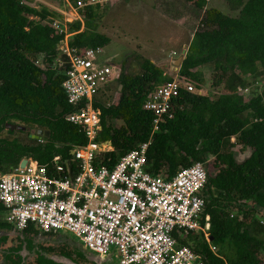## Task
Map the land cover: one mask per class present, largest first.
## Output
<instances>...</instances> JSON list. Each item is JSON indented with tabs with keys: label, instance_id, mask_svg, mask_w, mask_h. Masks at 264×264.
<instances>
[{
	"label": "trees",
	"instance_id": "trees-1",
	"mask_svg": "<svg viewBox=\"0 0 264 264\" xmlns=\"http://www.w3.org/2000/svg\"><path fill=\"white\" fill-rule=\"evenodd\" d=\"M186 1L199 10L208 4V0ZM22 2L0 0V128L9 122L49 131L50 137L40 143L28 133L25 140L11 137L24 131H8L4 143L0 141V173L4 174L18 168L24 158L50 169L55 167L56 156L72 163L71 151L87 143L79 127L66 119L74 111L63 88L68 66L54 67L65 33L54 29L51 20L63 17L45 6L33 8ZM229 2L239 12L237 17L216 8L204 11L178 72L196 90L179 91L173 118H166L155 134V115L144 104L173 77L144 59L140 73L120 76L118 90L120 86L122 90L117 98L109 95L110 86L106 88L104 100L97 104L102 126L98 142H111L113 151L100 154L96 165L115 167L122 156L151 136L147 170L154 176L171 179L181 168L196 162L206 165L208 156L213 157L217 172L209 176L204 197L212 244L220 247V254L212 253L202 232L191 233L181 244L202 256L206 264H259L248 243L258 241L252 205L264 210V91L248 103L239 89H247L248 79L258 76L260 67L264 69V0ZM101 9L87 8L83 21L69 25L71 47L84 51L110 44L111 38L98 32ZM31 15L40 21L31 20ZM206 65L213 66L212 87L222 89L215 99L200 93ZM237 146L251 150L242 163L234 158ZM0 212L6 214L1 204Z\"/></svg>",
	"mask_w": 264,
	"mask_h": 264
},
{
	"label": "built area",
	"instance_id": "built-area-1",
	"mask_svg": "<svg viewBox=\"0 0 264 264\" xmlns=\"http://www.w3.org/2000/svg\"><path fill=\"white\" fill-rule=\"evenodd\" d=\"M118 1L23 0L22 4L45 6L63 17L53 18L51 24L65 33L56 64L68 66L63 88L74 111L66 119L79 127L87 143L71 151L72 163L58 156L54 169L38 162L1 174L0 204L7 221L19 231L34 227L42 233L70 234L101 257L114 255L118 264H205L181 244L191 233L210 227L209 216L205 226L202 222L209 178L202 162L181 168L171 179L152 175L147 170L151 136L115 167L96 165L100 154L113 151L98 142L101 111L97 104L104 100L103 92L116 72L102 63L105 47L84 51L71 47L69 25L83 21L87 8H105ZM180 90L194 92L196 85L175 79L159 86L145 102L144 109L155 115L152 135L166 118H173ZM38 141L43 143L44 138Z\"/></svg>",
	"mask_w": 264,
	"mask_h": 264
},
{
	"label": "rangeland",
	"instance_id": "rangeland-1",
	"mask_svg": "<svg viewBox=\"0 0 264 264\" xmlns=\"http://www.w3.org/2000/svg\"><path fill=\"white\" fill-rule=\"evenodd\" d=\"M207 6V9L216 8L226 15L234 17L239 15L238 11L232 10L229 0H208ZM206 8L199 10L190 6L186 0H158V2L156 0H119L112 6L102 8L99 12L100 17L97 19L98 32L109 36L111 42L104 48L101 60L104 65L112 66L113 71L116 72L113 74L114 81L109 85L111 87L109 95L117 98L120 76L140 73L144 59H149L162 67L174 80L179 79L177 66L167 61L170 58L178 59L185 56L182 53L183 47L187 45V52L193 35L199 29ZM182 19L184 22L180 23ZM60 56L61 53L58 58ZM259 70L258 76L248 79L250 82L248 92H244L246 89L239 92L245 100L249 98L251 91L261 92L264 88V70L261 67ZM202 71L205 77L202 91L204 95L215 99L221 94L222 89L212 87L213 66L206 65ZM116 123L115 121V125L119 124ZM11 137L25 140L26 134L16 132ZM233 141H236V138ZM234 152L240 162L251 153L250 150L242 151L240 146L234 148ZM209 161L208 167L215 175L217 171L212 166L214 158L210 157ZM88 254L90 259L85 260L90 264L95 262L118 264L114 255L100 261L96 254Z\"/></svg>",
	"mask_w": 264,
	"mask_h": 264
},
{
	"label": "flooded vegetation",
	"instance_id": "flooded-vegetation-1",
	"mask_svg": "<svg viewBox=\"0 0 264 264\" xmlns=\"http://www.w3.org/2000/svg\"><path fill=\"white\" fill-rule=\"evenodd\" d=\"M247 89L249 90V88ZM263 91L264 88L261 92L251 91L249 98L246 99L245 102L249 103L252 98L261 95ZM5 125L6 123L3 124V128H0L2 130V135H0V141L2 143H4L7 135L9 136L8 131H10L5 129ZM0 127H2V125ZM36 132L37 130H30V132L24 131L22 134L28 133L31 135V133L36 134ZM209 158L208 156L207 160H205L207 161L206 165L203 163L207 169L209 168ZM249 205L251 206L252 204ZM252 207L258 219L256 227L257 233L254 234L258 241L255 244L248 243V250L250 254H253L258 259L259 264H264V210L259 209L256 205H252ZM206 210L207 206L205 204L202 216L203 223L207 216L211 218L210 215L206 213ZM234 216L235 214H232V217ZM205 224L206 223H204V226ZM210 228L211 219L209 229L204 230L203 228L197 233L202 232L204 234L212 253L219 256L221 249L212 244L213 238L209 233ZM249 235H252V230H249ZM63 236L65 235H58L54 232L42 233L34 227L30 228L28 231H19L7 221L6 214L0 212V264H90L79 254L83 252L81 248L75 246L72 241H70L69 244L67 238L60 239ZM199 257L202 258L200 255Z\"/></svg>",
	"mask_w": 264,
	"mask_h": 264
},
{
	"label": "water",
	"instance_id": "water-1",
	"mask_svg": "<svg viewBox=\"0 0 264 264\" xmlns=\"http://www.w3.org/2000/svg\"><path fill=\"white\" fill-rule=\"evenodd\" d=\"M208 9H209V8H208ZM28 17H29L31 20L36 19V20L40 21V18H36V17H34V16H32V15H31V16H28ZM63 44H64V40H62V41L60 42L59 47H58V52H60V51L64 48V47H62ZM183 55H185V56H183V57H179L178 59H172V60L169 59L167 62H171L173 65H176V66H177L176 70L178 71L180 65H182L183 60L186 58V50L183 52ZM56 66H58V65L55 63V64H54V67H56ZM121 90H122V86H120V90H119V91H121ZM5 129H6V130H10V131H12V132H13V131H27V132H30V129L26 128L25 126H23V125H18V124H12V123H6V125H5ZM100 129H101V131H102V126L100 127ZM49 137H50V132H49V131H44V130H37L36 134H32V133H31V135H30V138H31V139H34V140H40L41 138H49ZM104 149H109V150L113 149L111 142H108V143L104 144ZM71 154H73V152H71ZM234 158H235V160H236L238 163H242V162H244L245 160H247V159L249 158V156L246 157L244 160H242V161L240 162V161H238V159H237V154L234 152ZM37 163H38V162H37L36 160H34L33 158H24V159L20 162V168H21V169H26V168L28 167L29 164L35 166ZM0 176H1V173H0ZM209 176H214V175H213V170H212V169H209ZM59 235H60V234H59ZM61 235H65V236H63V237L60 238V239L67 238L69 244H70V241H72V242L75 244V246L81 248V250H82L83 252H82V253H79V254H80L84 259H87V260L90 259L89 256H88V255H89L88 253L96 254V255L99 257L100 261H102L103 259H106V258H107V257H101L99 254H97V253H95V252H93V251H91V250L86 249V248L83 246V244H82L79 240H77V238H75V236L70 235V234H65V233H63V234H61ZM211 240H212V239H211ZM85 252H88V253L86 254ZM94 264H98V263L95 262Z\"/></svg>",
	"mask_w": 264,
	"mask_h": 264
},
{
	"label": "crops",
	"instance_id": "crops-1",
	"mask_svg": "<svg viewBox=\"0 0 264 264\" xmlns=\"http://www.w3.org/2000/svg\"><path fill=\"white\" fill-rule=\"evenodd\" d=\"M156 2H158V0H156ZM189 4V3H188ZM156 5L158 6V4L156 3ZM190 6H192L191 4H189ZM208 7V6H207ZM161 9V8H160ZM207 9V8H206ZM181 22H184L183 21V19L182 20H180V23ZM194 36V35H193ZM187 49V45H185L184 47H183V50H182V53L185 51ZM171 60L173 59V58H170Z\"/></svg>",
	"mask_w": 264,
	"mask_h": 264
}]
</instances>
